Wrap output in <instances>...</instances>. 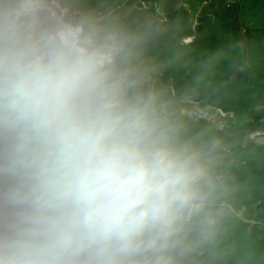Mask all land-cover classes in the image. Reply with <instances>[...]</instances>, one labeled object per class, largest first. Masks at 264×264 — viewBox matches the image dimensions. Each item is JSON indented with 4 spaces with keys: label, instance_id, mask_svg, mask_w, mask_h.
<instances>
[{
    "label": "clouds",
    "instance_id": "9594fccd",
    "mask_svg": "<svg viewBox=\"0 0 264 264\" xmlns=\"http://www.w3.org/2000/svg\"><path fill=\"white\" fill-rule=\"evenodd\" d=\"M160 36L118 0H0V264H264V146L161 81Z\"/></svg>",
    "mask_w": 264,
    "mask_h": 264
},
{
    "label": "trees",
    "instance_id": "16d2710c",
    "mask_svg": "<svg viewBox=\"0 0 264 264\" xmlns=\"http://www.w3.org/2000/svg\"><path fill=\"white\" fill-rule=\"evenodd\" d=\"M136 1L118 3L132 20L159 26L155 51L167 65L161 81L170 87L178 80L196 86V99L231 112L223 131L246 145L264 146L248 138L250 132L264 130V0H148L158 10L139 8ZM196 23L201 24L198 31ZM206 119L217 125L215 119ZM248 167L255 169L251 158ZM259 174L262 186L250 204L253 208L260 201L256 211L264 216V168Z\"/></svg>",
    "mask_w": 264,
    "mask_h": 264
},
{
    "label": "rangeland",
    "instance_id": "374dc122",
    "mask_svg": "<svg viewBox=\"0 0 264 264\" xmlns=\"http://www.w3.org/2000/svg\"><path fill=\"white\" fill-rule=\"evenodd\" d=\"M209 0H206V2H208ZM123 9H124V7H122ZM249 19L247 18V21H248ZM248 23L250 24V25H254V22L252 21H248ZM197 24V23H196ZM196 24H195V26H196ZM194 26V27H195ZM196 29V28H195ZM192 38V37H191ZM191 40V39H190ZM189 40V41H190ZM185 42H187V41H185ZM195 100H196V102H198V104H199V106L203 109V111H204V113L205 114H209V115H207V116H212L211 118H213V119H215L216 120V122H217V125L218 126H226L227 125V123H228V119H227V117L229 116V115H231V113H227V114H224V115H219V113H217L216 112V107L217 106H215V105H211V104H209L208 103V101L206 100V99H196L195 98ZM206 112H209V113H206ZM256 131H264L263 129H258V130H255V131H252V132H256ZM252 132H250L249 134H248V138L250 137V134L252 133ZM258 142H261V143H264V140H257Z\"/></svg>",
    "mask_w": 264,
    "mask_h": 264
},
{
    "label": "built area",
    "instance_id": "2783aa9c",
    "mask_svg": "<svg viewBox=\"0 0 264 264\" xmlns=\"http://www.w3.org/2000/svg\"><path fill=\"white\" fill-rule=\"evenodd\" d=\"M141 2H142V4H143V9H150L151 7H155V8H157V10H158V5L156 4V3H152L151 1H148V0H145V1H143V0H140ZM159 14L161 15V17H159L161 20H163V21H166L167 19L165 18V15H164V13L163 12H159ZM158 14V15H159ZM184 39V41H189L190 39H192L190 36L189 37H184L183 38ZM172 88V87H171ZM216 112L217 113H219V115H224V114H229V113H231V112H227V111H224L222 108H220V107H216ZM206 113H209V112H206ZM207 115H209V114H206V117L207 118H211L212 116H207ZM259 132H264V131H256V132H252L251 134H250V138H252L253 136H254V134H256V133H259ZM252 139H254V138H252ZM255 140H258V139H255ZM260 204V201H257L256 202V204H254V206H253V209L255 210V212H256V214H257V219H264V216H261L257 211H256V207L258 206Z\"/></svg>",
    "mask_w": 264,
    "mask_h": 264
},
{
    "label": "water",
    "instance_id": "95a60500",
    "mask_svg": "<svg viewBox=\"0 0 264 264\" xmlns=\"http://www.w3.org/2000/svg\"><path fill=\"white\" fill-rule=\"evenodd\" d=\"M131 1H134V0H127V3L129 4V3H131ZM177 1H179V0H177ZM136 5L139 8H143V4H142V2L140 0H137L136 1ZM159 17H161L160 14H159ZM151 18H152L151 16H148V19H151ZM200 26H201L200 23H197L196 24L195 28H196L197 31L199 30ZM181 88H186V89L191 90V87L190 86H187L183 80H178L177 82H175L172 85V89L173 90H179ZM252 138L258 139V140H264V132L256 133V134H254V136Z\"/></svg>",
    "mask_w": 264,
    "mask_h": 264
},
{
    "label": "crops",
    "instance_id": "0c3cea01",
    "mask_svg": "<svg viewBox=\"0 0 264 264\" xmlns=\"http://www.w3.org/2000/svg\"><path fill=\"white\" fill-rule=\"evenodd\" d=\"M182 7V6H181ZM257 141V140H256Z\"/></svg>",
    "mask_w": 264,
    "mask_h": 264
}]
</instances>
